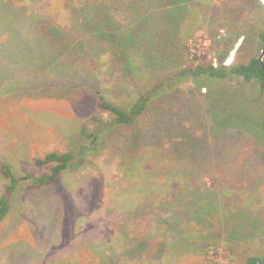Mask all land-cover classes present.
Here are the masks:
<instances>
[{
    "label": "rangeland",
    "instance_id": "rangeland-1",
    "mask_svg": "<svg viewBox=\"0 0 264 264\" xmlns=\"http://www.w3.org/2000/svg\"><path fill=\"white\" fill-rule=\"evenodd\" d=\"M58 1L60 12L68 13L67 5L76 4ZM26 2L13 0L17 6ZM48 5L44 1L41 7ZM190 17L186 27H179L176 46H169L173 58L167 55L168 46L150 53L156 60L153 77H160L156 86H149L133 63L129 72L126 57L104 36L100 40L107 47L78 53L62 50L68 63L82 65V76L76 73L71 83L53 79L38 83L31 77L22 85L16 78L9 89L13 92L0 96V193L8 184L2 165L8 158L14 166L18 162L11 169L18 182L0 221V264L160 261L159 253L153 258L159 246L151 244L137 260L125 257L134 236L142 237L149 228V214L137 215L134 221L120 214L124 205H132L137 191L146 190L142 178L132 179L129 171L140 160L148 162L144 183L151 191L149 181L158 183L156 193L183 197L178 203V248L189 246L180 247L173 264H247L248 257L264 259V93L254 79H211L199 89L189 80L167 85L172 79L165 76L176 74L178 68L242 64L260 56L264 42L258 41L257 30L264 28V0H204ZM84 36L96 44L97 36ZM261 59L264 63V53ZM145 89L150 98L137 125L110 129L102 145L89 132L92 151L82 156L79 147L88 143L83 131L108 116L98 106L97 93L125 108ZM66 150L80 154L81 167L61 173L55 182L36 184L49 167H38L33 159ZM167 163L179 171L178 183L173 181L168 189L166 182L173 174L163 173L170 167ZM122 224L131 231L124 235L125 242ZM115 237L121 248L115 246ZM108 245L116 249L111 248L112 257L103 255Z\"/></svg>",
    "mask_w": 264,
    "mask_h": 264
},
{
    "label": "trees",
    "instance_id": "trees-1",
    "mask_svg": "<svg viewBox=\"0 0 264 264\" xmlns=\"http://www.w3.org/2000/svg\"><path fill=\"white\" fill-rule=\"evenodd\" d=\"M44 1L49 5L42 9L41 4ZM52 1L57 2L58 0H27L20 6L15 5L13 0H0V96L13 92L11 91L13 89L9 90L13 81L21 80V84L24 85L22 82L31 77L33 82L38 83L48 79L62 80L64 84L68 81L71 83L76 73L82 76L80 74L82 65L76 66L72 61L68 63L66 59L62 58V50L65 49L67 53H78L91 49L92 51L97 50L100 46L104 48L107 47V44L103 45L101 41L104 36L111 38L113 47L120 50L126 57L129 72L132 68L130 63H133L139 67L142 73L141 77L148 81L147 84L156 86L160 77H153L155 75L152 70L156 60L150 53L154 52L153 49L158 52L165 50L162 48L163 46H168L166 51L169 54L167 55L173 58L174 51H171L169 46H176L174 41L178 38L179 27L181 25L186 27L191 18V11L197 10L204 0H107L106 4L90 3L89 0H76V4H70L69 0H64V3L70 4L67 5L69 6L68 13L66 10L60 12L58 5L61 3L60 1L56 4H53ZM57 12L59 13L56 14ZM46 18L51 21H47ZM68 28L69 31H67ZM257 31L258 41L264 42V28ZM84 35L97 36L96 44H93L92 38L85 40L84 38L88 36ZM66 40L70 42L68 43ZM87 54L84 53L83 56L89 59ZM225 55L227 54L223 53V56ZM262 65L264 66V63L259 59V56H252L247 63L219 64L217 66L212 63L198 64L194 68H178L176 74L170 73L165 76L171 77L168 80L172 79L167 85L182 84L189 80L199 89L211 79L241 78L240 80L244 82L254 79L258 82L259 91L262 94L264 93V67ZM45 76L48 77L45 79ZM97 96L99 108L105 111L108 116L103 121L95 120L92 129L83 131V138L86 141L91 140L92 135L89 132L93 131L92 134L101 145L103 136L110 132V129H116L119 125L129 124L132 128L137 125L139 115L144 112L150 98L145 89L142 94H136V98L129 103L130 105L120 108L107 101L104 95L97 93ZM262 126L264 128V122ZM99 127L101 130H98ZM92 144V141H88L87 144L79 147L82 149V156L92 151L91 148H88ZM79 155L72 150H66L62 152L49 151L42 156L35 157L33 162L36 166L49 167L48 173L38 177L35 183L39 185L44 182H55L61 173L64 174L74 168L78 170L81 167L78 165ZM12 160L8 158L2 165V172L8 179V184L0 193V221L9 211V197L18 182V177L11 171V169H15L18 162L14 166ZM147 163V161L140 160L129 167V171L132 170L131 178H135V175L137 178H142L141 185L146 190L137 191L132 205L129 207L124 205L120 214L133 221L137 215L143 218L144 215L149 214V228L142 237L134 236L131 244L132 249L125 252V257L137 260V256L143 254L151 245H155L159 246V249L153 253V258L158 259L154 255L159 253L161 264H173L178 258L180 247L186 246L181 244L178 248V222L180 221L178 203L183 200V197L178 199L180 198L178 195L156 193L158 183L149 181L153 186L151 191L147 182L144 183L147 174L145 176L143 168ZM166 165L170 166L168 163ZM158 169H160L159 166ZM158 172L162 173L160 170ZM163 173L173 174V178L166 182V189L170 187L168 184L173 181L178 183V166L176 168L170 166L169 169L166 167L163 169ZM26 176L32 177L31 174ZM187 186H189L188 182ZM85 221L87 222V219ZM120 230L123 231V242H125L126 234L129 235L131 231L126 224H122ZM133 230L135 231V229ZM155 238L161 239V241L152 243ZM201 240L205 241L206 237L202 235ZM114 241L115 246L122 247V243H116V237ZM194 243H196L195 247L199 244L196 241ZM111 248L110 245L103 248V255L112 257ZM125 248L120 251L121 255ZM136 260H134L135 263ZM160 261L149 259L148 264H158ZM246 261L247 264L264 263V259L260 257H248Z\"/></svg>",
    "mask_w": 264,
    "mask_h": 264
},
{
    "label": "water",
    "instance_id": "water-1",
    "mask_svg": "<svg viewBox=\"0 0 264 264\" xmlns=\"http://www.w3.org/2000/svg\"><path fill=\"white\" fill-rule=\"evenodd\" d=\"M263 53H264V46H263V48H262V53H261V55L259 56V59L262 61V59H261V56L263 55ZM263 66V65H262ZM264 67V66H263ZM258 264H264V263H258Z\"/></svg>",
    "mask_w": 264,
    "mask_h": 264
}]
</instances>
